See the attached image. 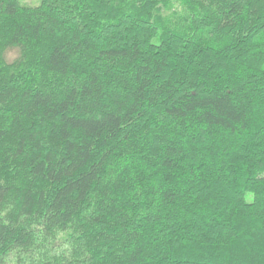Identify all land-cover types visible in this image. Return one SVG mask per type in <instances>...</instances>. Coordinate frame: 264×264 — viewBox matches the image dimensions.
I'll return each instance as SVG.
<instances>
[{
  "label": "trees",
  "instance_id": "trees-1",
  "mask_svg": "<svg viewBox=\"0 0 264 264\" xmlns=\"http://www.w3.org/2000/svg\"><path fill=\"white\" fill-rule=\"evenodd\" d=\"M20 1L0 264H264V0Z\"/></svg>",
  "mask_w": 264,
  "mask_h": 264
},
{
  "label": "rangeland",
  "instance_id": "rangeland-1",
  "mask_svg": "<svg viewBox=\"0 0 264 264\" xmlns=\"http://www.w3.org/2000/svg\"><path fill=\"white\" fill-rule=\"evenodd\" d=\"M22 5L25 6H31V7H35L38 6L40 4V0H21L20 1ZM16 54L15 50H10L7 52V58H11ZM251 199V195H249L248 200Z\"/></svg>",
  "mask_w": 264,
  "mask_h": 264
}]
</instances>
